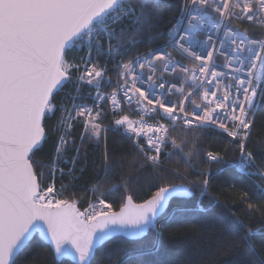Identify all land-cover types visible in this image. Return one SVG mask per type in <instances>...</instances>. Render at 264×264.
I'll list each match as a JSON object with an SVG mask.
<instances>
[{"label": "snow or ice", "instance_id": "snow-or-ice-1", "mask_svg": "<svg viewBox=\"0 0 264 264\" xmlns=\"http://www.w3.org/2000/svg\"><path fill=\"white\" fill-rule=\"evenodd\" d=\"M159 7V0H0V264H42L49 254L53 264L64 258L95 264L97 250L112 238L136 243L153 232L159 239L139 254L138 264H146L142 257L156 255L169 225L187 214L181 206L187 201L167 211L172 199L208 196L211 165L236 168L253 196H264V166L246 151L257 104L264 100V80L254 71L257 61L264 68V40L232 26L246 21L264 27V0H181L167 39L140 52L141 37L146 26H155ZM217 55L226 58L222 67L229 71L218 70ZM116 69L115 87L102 92L113 82L107 73ZM84 85L96 89L91 107L84 102ZM66 86L73 91L64 92ZM177 95L182 98L171 99ZM105 103L114 117L108 124L102 123ZM125 105L139 118L121 114ZM45 119H54L48 130ZM81 123V145L85 139L97 146L104 141L107 193L147 186L154 190L146 199L134 203L132 195L123 196L119 211H113L101 193L81 211L76 199L57 198V174L76 172L81 148L73 131ZM177 127L185 133L179 142L170 135ZM211 130L230 138L224 148L204 149L201 136ZM109 132L129 142L131 160L127 151L109 148ZM49 140V161L34 159ZM232 145L239 152L235 159L227 155ZM61 164L71 166L65 172ZM49 176L53 183L42 188ZM96 190L94 185V196ZM251 199L248 191L241 193L242 201ZM217 203L218 197L209 198V207ZM246 207L249 222L234 213L233 220L252 252L249 264H264V240L259 249L255 243L264 237V202ZM34 233L44 241L43 256L39 251L29 256Z\"/></svg>", "mask_w": 264, "mask_h": 264}, {"label": "trees", "instance_id": "trees-1", "mask_svg": "<svg viewBox=\"0 0 264 264\" xmlns=\"http://www.w3.org/2000/svg\"><path fill=\"white\" fill-rule=\"evenodd\" d=\"M180 2L181 0H159V18L154 17L155 26L150 30L146 26L145 34L141 37V43L138 45L140 52L164 41L166 30L178 15ZM239 26L240 29L247 31L249 35H260L263 32L261 28L243 22H240ZM116 70H110L107 73V76L111 77L113 82L116 80ZM109 87L110 85L103 86L104 89ZM87 89L86 85L82 86L83 95ZM70 91H73V89L66 86L64 92ZM64 92H61L60 96H63ZM86 101H89V98H86L84 102ZM103 108L107 113L105 105H103ZM102 122L109 123L108 115ZM43 123L46 130H48L54 123V119H45ZM82 128L81 123L73 131L76 145L81 148L76 172L73 177L68 175L56 176L54 184L58 194L57 197L59 199H76L77 207L80 209L87 204L89 199L99 197L101 193H104L106 203L112 205L113 211L119 209L123 202V196L132 195L135 203H140L146 199L154 190L147 186L135 187L127 192L121 189L111 194L107 193L108 184L104 181L102 172L104 141L101 139L97 146L95 141L85 139L81 145L80 132H82ZM170 135L175 137L178 142L185 138V133L180 127L173 129ZM229 140V137L216 130L208 131L201 136L205 150L222 149L228 144ZM52 143V140L46 142L43 149L35 154L34 159L47 163L51 156ZM108 145L110 149L115 150L117 153L127 151L128 160H131L135 155L134 151L129 150V142L112 132L108 133ZM234 149L235 145H232L227 152L228 157L233 159L239 156V152L234 151ZM246 151H252L257 165L264 166V100H260L257 104L255 123L252 135L247 141ZM73 155H75L74 147L67 153L69 158ZM62 166L67 172L71 165L62 164ZM204 166L208 167V165ZM211 168L212 181L208 196L199 197L197 193L191 197L178 196L172 199L167 211L171 212L172 209L178 206L180 201H187L186 204L181 205L187 209V214L178 215L169 225L162 238L160 251L156 255L142 257L146 264L152 261H164L166 264H249V261L253 258L252 252L240 240L243 230L236 226L232 214L234 213L247 224L249 217L246 204L248 202L257 204L264 202V196H253L246 178L236 168L225 167L224 170H220L217 165H211ZM98 169H100L99 174H97ZM37 171H39V168H37ZM189 179H192V177H189ZM50 182L53 181L49 176L43 180L42 186ZM94 185L97 186L95 196L92 191ZM62 186H67L66 190H62ZM244 191L249 192V196L252 197L250 201L241 200V193ZM210 197H218V203L211 207H209ZM126 239L117 236L105 243L95 254V264H121L123 261H126V264H138L141 259L139 254L151 249L153 242L159 237L155 233L149 232L136 243H121V240ZM261 240H264V237L258 236L255 241L258 249L261 248ZM44 246V241L34 235L29 256L37 251L41 252V256H43ZM42 264H53L51 254ZM62 264H71V262L63 259Z\"/></svg>", "mask_w": 264, "mask_h": 264}, {"label": "built area", "instance_id": "built-area-1", "mask_svg": "<svg viewBox=\"0 0 264 264\" xmlns=\"http://www.w3.org/2000/svg\"><path fill=\"white\" fill-rule=\"evenodd\" d=\"M175 23H176V19L174 20V22L172 23V25L175 24ZM243 23H246V24H249V25H252V26H256V27L262 28V29H263V32H262L260 35H258V34L250 35V38H252V39H257V40H264V27H261V26L255 24V23L246 22V21L243 22ZM172 25H171L169 28H171ZM239 25H240V23L237 24L236 22H234L232 26H233L234 28H237L239 31H245V30L240 29V26H239ZM169 28H168V29H169ZM168 29H167L166 32H165V38H164V40L167 39ZM220 35L222 36L223 33H220ZM199 36H200L201 39L206 38V34L203 33V32H201V33L199 34ZM162 43H163V42H162ZM225 48H227V45H225ZM169 51H172V52H173V56H175L177 59H181L182 62H183L184 64H186V65H188V66H191V65L193 64V61H192V60H190V59H188V58H185V57H182V56H179V55H178L175 51H173L172 49H169ZM214 59H215V62L217 63V65L220 66V67H218V70H223V71H226V72L229 71L228 69H225V68L222 67V66L225 65L226 62H227V61H226V58H225L223 55H217V56L214 57ZM248 66H250V65H248ZM118 71H119V69L116 70V73H117ZM147 71H148V70H147V68H146V69H145V73H146V74H147ZM161 71H162V65L157 64V65H156V73H155V76H159ZM245 71H247V67H245ZM254 71L259 72L260 75H261V79L264 80V68L261 67L259 61H257V68H256ZM154 78H155V77H154ZM165 79H166V80L171 79L170 75H166V76H165ZM172 82H173V83H176L178 87L180 86V81H179V80H172ZM228 82H230V81H228V80L225 81V83H228ZM115 83H116V80L110 85V87H109L108 89H105V90H102V89H101L102 92L110 93V92L113 90V88L115 87ZM187 91H188V88L185 87V92H187ZM201 91H202V90H201ZM179 98H182V97H180V96H178V95H177V96H172V97H171L172 100H177V99H179ZM193 99H197V97H193ZM89 102H90V104H88V106L91 107L92 104H93V101H91L90 98H89ZM104 105H105V107H106V109H107V113H108V117H109V122H110L112 119H114V117L111 115L110 105H109L108 103H105ZM133 107H134V105H133ZM121 114H128V115H130V117H131L132 119H138V118H139V113H137V112H135V111H130L129 108H128V106H126V105L124 106V112L121 113ZM157 119H160V117L157 116V117L149 118V123H151V122H153L154 120H157ZM165 122H166V121H165ZM216 131H219V130H216ZM225 135H226V134H225ZM142 142H143V141H142ZM96 198H97V197H93V198L89 199V201L87 202V204H86L83 208H80V210L83 211L85 208H87L88 205H89V203H95V202H96Z\"/></svg>", "mask_w": 264, "mask_h": 264}, {"label": "rangeland", "instance_id": "rangeland-1", "mask_svg": "<svg viewBox=\"0 0 264 264\" xmlns=\"http://www.w3.org/2000/svg\"><path fill=\"white\" fill-rule=\"evenodd\" d=\"M87 86V85H86ZM87 90H86V92H85V94H84V96L86 97V98H90L91 99V101H93V96H94V94H95V91H96V89L95 88H91V87H89V86H87ZM102 90H105L103 87L101 88ZM101 90V91H102ZM89 93H91L92 95H88ZM83 95V94H82ZM85 103H87V104H90V102L89 101H86ZM103 123V122H102ZM105 124V123H104ZM83 125V124H82ZM82 131H83V128H82ZM60 167H62L63 168V166H62V164L60 165ZM59 174H57V176H58ZM50 183H53V182H50ZM49 184V183H48ZM47 186V184L46 185H44V186H42V188L43 187H46ZM58 198V197H57ZM59 199V198H58Z\"/></svg>", "mask_w": 264, "mask_h": 264}, {"label": "water", "instance_id": "water-1", "mask_svg": "<svg viewBox=\"0 0 264 264\" xmlns=\"http://www.w3.org/2000/svg\"><path fill=\"white\" fill-rule=\"evenodd\" d=\"M135 203V202H134ZM141 203V202H140ZM120 208V207H119ZM115 211H119V209L115 210ZM34 235H36L39 239H40V236H39V233H34ZM34 237V236H33ZM43 241V240H42ZM64 259H67L71 262V260L69 258H64Z\"/></svg>", "mask_w": 264, "mask_h": 264}, {"label": "bare ground", "instance_id": "bare-ground-1", "mask_svg": "<svg viewBox=\"0 0 264 264\" xmlns=\"http://www.w3.org/2000/svg\"><path fill=\"white\" fill-rule=\"evenodd\" d=\"M262 29V28H261ZM263 30V29H262Z\"/></svg>", "mask_w": 264, "mask_h": 264}]
</instances>
